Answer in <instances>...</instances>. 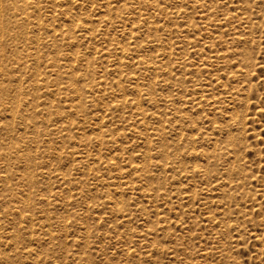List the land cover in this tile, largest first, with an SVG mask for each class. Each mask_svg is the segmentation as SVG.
I'll return each mask as SVG.
<instances>
[{
  "label": "rangeland",
  "instance_id": "rangeland-1",
  "mask_svg": "<svg viewBox=\"0 0 264 264\" xmlns=\"http://www.w3.org/2000/svg\"><path fill=\"white\" fill-rule=\"evenodd\" d=\"M16 1L20 4V0ZM47 1L42 4V11L45 9L43 11L45 15L40 20L42 27L36 36L29 34V39H32L31 41L37 39L40 43L50 42L52 28L54 27L58 32L61 28L60 32L65 30V36L58 42L59 44L57 43V51L54 47H50L49 51L46 49L41 54L37 65L24 67L20 55L29 52L30 48L36 43H26L24 45L18 40L26 31V27L17 23L9 24L16 39L3 42L0 47L2 53L0 56V69L5 72L0 70L2 75L0 76V85L2 86L1 83L4 82L0 88V97L2 95L0 111L3 106L4 109L13 108L16 110L17 108L18 112L21 108V111L25 114L24 116L20 112L22 113L20 114L22 115V118H20L22 121L20 119L19 121H13L9 114L0 115V136L2 137V140L0 139V222L3 219L0 223L2 227L0 229V256H7L11 261L10 263L8 260L10 264H264L263 0L262 2L261 0H241V2L238 0H139V4L129 5L125 8L122 6L124 2L133 4L132 2L135 0H109L111 5L106 10L103 7V0H98L96 5L90 3L76 5V0L73 5L70 3L71 0ZM246 7L248 10H246ZM53 8L57 10L55 12L56 21H52L47 16ZM249 8H251L250 11ZM238 13H244L245 16L252 15L248 22L240 23L234 17ZM91 18L93 22H96L94 26L97 28V31H91L92 33L86 31L89 27L87 23ZM205 18L213 20H210L212 23ZM131 20L136 22L135 28L137 26L133 36L128 34L129 29L125 24ZM232 20L234 23H232ZM147 22H155L159 27V31L155 32L152 25L147 24ZM213 23H217L216 28L213 27ZM247 23L248 25H246ZM239 24L240 26H238ZM33 26L31 23L30 27ZM71 27L72 34L69 31ZM232 28L237 29L238 32L241 28V34ZM228 29L230 32H228ZM73 32H76L75 36L77 38L75 40L71 38L72 35L74 36ZM30 40L29 42H31ZM242 40H244V43L240 42ZM125 45L133 49V54L124 56V58L123 56L120 57L121 54L117 49ZM170 45L172 48H170ZM215 51H217V54ZM75 53L78 55V61L67 63L68 68L65 67L64 62H61V65L64 66L60 72L70 71V65L77 66L79 73L72 76L81 80L76 84L85 96L88 88L86 86H95L97 89L95 94L93 96L87 94L88 97L83 102L74 101L76 93H74V88L69 80L55 77L51 71L53 69V57L57 54L73 55ZM91 53L93 56L90 55ZM169 54L170 57L167 58ZM214 54L217 56L216 58ZM223 54H227V59ZM244 54H248L247 59H245L246 55ZM84 55H90V57H84ZM108 55L111 58L110 56L108 58ZM208 55L213 56V58H209ZM251 55L253 60H251ZM139 56L150 59L149 66L136 65ZM163 56H166V58ZM209 59L211 61L215 60V62L211 63L210 61L208 63ZM245 60L249 62L246 63ZM121 61L130 64V67L120 69L122 70L120 73L116 64ZM250 61H253L254 66L250 65ZM215 63H218V65H215ZM242 65H250L249 67L246 66L250 68L251 72H249L248 79L244 78L245 75L242 74L247 68L240 70L241 67L245 68ZM153 67H156L157 70H154ZM103 68L106 69L107 73ZM205 68L206 70L209 68V72L205 71ZM130 69H134V71H130ZM252 69L254 70L251 71ZM115 70L118 75L120 74L119 76H117ZM236 70L242 75L235 73ZM128 71L130 74H128ZM39 72L42 75L38 76ZM104 74L106 77L102 78ZM136 75L140 78L139 83L141 86L143 85L142 88L149 89L151 87L150 97L153 100H150V97L147 98L148 96L139 98L134 93L133 86L136 82L134 79ZM233 75L238 78L233 79ZM102 82L105 84H102ZM34 83H38L37 87ZM102 85H105L104 89L106 90L103 89ZM99 88L101 89L99 90ZM58 89L62 90L57 95L54 91ZM45 93H47V96ZM8 95L11 96V100L13 98L17 100H15L17 102L15 103L16 106L11 105L12 102ZM35 95H38V97ZM135 98H139V103H142L141 110L136 108ZM126 99L134 103L132 107H124ZM20 100L23 102L20 103ZM51 101L52 104H50ZM9 103L10 106L7 105ZM105 104L107 109L103 107ZM30 106H35V109L31 110L32 107ZM142 110L146 114V119L141 123L137 118L139 117L138 112L141 113ZM45 111H47L46 114H44ZM153 113H157V116H159L152 117ZM30 115L34 117L35 121L30 118ZM155 120L158 122L155 123ZM27 121L31 128L23 130L25 128L24 122L27 123ZM42 121L47 123L44 124ZM15 122L17 123L15 124ZM77 123H79V127ZM34 125L38 127H35V129L39 130L34 131ZM105 125H107V129ZM64 126L65 129L62 130L61 127L64 128ZM42 130L44 131L42 132ZM25 131L29 134H25ZM45 131H48V133ZM50 131L52 133L55 131V133L51 134ZM35 133L37 137H34L36 136ZM98 134L99 136H97ZM24 135L27 137V139L25 137L26 142L29 141L27 145L23 143L25 141L23 140ZM15 143L18 150L13 149ZM155 144L160 145V149ZM36 145L39 146L38 149L33 147ZM161 150L164 156L160 153ZM190 150L193 152H190ZM199 151L201 152L199 153ZM81 156L89 160H83ZM55 157L57 158L55 159ZM76 157L80 164L84 161L86 164H81V167L74 160ZM140 164H143L144 167ZM160 165H164L166 170ZM63 171L69 172L68 175L63 174L65 173ZM104 173L107 174L106 177L103 175ZM69 174L71 175L70 178ZM29 175L30 178H28ZM100 175L104 176L103 181L100 180ZM1 176L4 178L7 176L8 178L5 181ZM22 176L23 178H21ZM63 176H65L64 180ZM148 177L152 178V182H148L150 179ZM66 179L69 184L64 183ZM145 180L147 183H145ZM98 181L99 183H97ZM28 182H30V185H28ZM111 183H114V186ZM159 183L160 186H158ZM2 184L8 186L7 190ZM152 184L153 188H151ZM163 184L166 188L163 187ZM24 188L29 190L27 194L20 192ZM204 188L207 189L204 190ZM153 189L157 190V194ZM210 189H212V192ZM143 191L146 193H143ZM166 193L171 197L170 199H168ZM39 194L43 195L40 197ZM48 194L51 195L48 196ZM44 195L53 200L57 199L55 202L58 206L54 203L55 205L48 207L45 203V208L42 205L44 204L42 201L45 198ZM27 196L34 201V207L27 209L31 210L30 212L33 215L41 216L38 218L35 215L34 218L37 217V220L31 223L22 222L19 219V210L16 208L21 206L20 200L22 201ZM157 196L158 198H155ZM38 199L41 200L42 204ZM37 203L40 205H37ZM152 206L153 208H151ZM43 208L47 210L49 208V210L44 209V211ZM27 209V212L24 213L31 214L28 213L29 210ZM213 218L217 219L213 221ZM61 219L62 221H60ZM42 222L43 224H41ZM48 223L51 224V230H53L51 233L53 232L52 234L56 237L52 242L48 241L49 237L47 236L49 235L46 233L47 228L44 227ZM224 223H226V227ZM11 226L17 230L12 231ZM19 229L22 231L19 234L20 236L17 234V239L20 238L21 240L18 241L15 237L13 240L8 239L7 235L11 236L13 232ZM24 229L30 232L28 233L29 237ZM35 234L36 238H34ZM145 234H147V237ZM26 236L29 241L26 240ZM83 236L84 238L81 239ZM16 242L19 243L17 248L19 255L14 244ZM29 250H34L36 253L38 251L39 256L37 253V256L28 257L26 254ZM14 252L17 254H14ZM128 253L130 256H128ZM2 262L0 264H3Z\"/></svg>",
  "mask_w": 264,
  "mask_h": 264
},
{
  "label": "bare ground",
  "instance_id": "bare-ground-1",
  "mask_svg": "<svg viewBox=\"0 0 264 264\" xmlns=\"http://www.w3.org/2000/svg\"><path fill=\"white\" fill-rule=\"evenodd\" d=\"M67 1H69V0H67ZM97 1L98 0H76V2H75V0H71L70 1V3L73 5V4H75L76 3V5H78L79 3H90L91 5H96L97 4ZM102 1V0H101ZM118 1V0H117ZM117 1H116V3H117ZM225 1V0H224ZM238 1H240L241 2V0H238ZM20 2V4L19 3H17V1L16 0H0V47H1V44L3 43V42H7V41H14V39H16V38H14V36H13V34H12V30L10 29V27H9V24H11V23H17V24H20V25H22L23 27L25 26L26 28V31L24 32V34L21 36V38H18V40L21 42V43H23L24 45L26 44V43H36V45H34L33 47H31L30 48V51L29 52H27V53H24V54H21L20 55V60L22 61V65L24 66V67H32V65H37L39 62H38V59L40 58V56H41V54H43L44 52H45V50L47 49H49L50 47H54V49H55V51H57L56 50V45H57V43L60 41V40H62L63 38H64V36H65V30L64 31H61L60 32V29H59V32H58V30L57 29H55L54 27L52 28V35H51V40H50V42H44V43H40L39 42V40H35V41H31L29 38V34L31 35H34V36H36V34H37V32H39L40 31V29H41V23H40V20L43 18V16L45 15V13L42 11V4H45L46 2H48L47 0H20L19 1ZM113 2H115V1H113ZM122 2V1H121ZM156 2V1H155ZM261 2H262V0H261ZM263 2H264V0H263ZM125 3V2H124ZM122 4V6L125 8V7H127V6H129V5H135V4H139L140 2H139V0H135L134 2H132L133 4H127V3H125V4ZM145 3V2H144ZM235 3V2H234ZM260 3V2H259ZM103 4H104V8H105V10L107 9V7H108V9H109V6L111 5V2L108 0H103ZM180 4V3H179ZM202 4V3H201ZM231 4H232V2H231ZM71 5V6H72ZM54 7H58L57 5H53ZM87 6H89V5H87ZM212 6V5H211ZM47 7V6H46ZM61 7V6H60ZM237 7V6H236ZM75 8V7H74ZM86 8V7H85ZM47 9V8H46ZM49 9V8H48ZM51 9V8H50ZM123 9V8H122ZM250 9L251 8H249V11H250ZM66 10V9H65ZM86 10V9H85ZM90 10V9H89ZM102 10V9H101ZM118 10V9H117ZM138 10V9H137ZM235 10V9H234ZM246 10H248V8L246 7ZM57 10L55 9V8H53L52 9V11H49V13L47 14V16H49L50 18H51V20L52 21H56V19H57V17H56V14H55V12H56ZM99 11V10H98ZM149 11V10H148ZM67 12V11H66ZM104 12V11H103ZM206 12V11H205ZM68 13V12H67ZM132 13V12H131ZM164 13V12H163ZM74 14V13H73ZM99 14H100V12H99ZM98 14V15H99ZM171 14H173V13H171ZM207 14V13H206ZM248 14V13H247ZM246 14V15H247ZM122 15V14H121ZM210 15H212V14H210ZM209 15V16H210ZM225 15V14H224ZM235 15V14H234ZM250 16L252 15V14H249ZM88 16V15H87ZM92 16V15H91ZM133 16V15H132ZM141 16V15H140ZM250 16H245V14L244 13H238V14H236V16H234L235 18H237V21L238 22H240V23H243V22H248L249 21V19H250ZM62 17V16H61ZM101 17V16H100ZM206 17V16H205ZM211 17V16H210ZM49 18V19H50ZM90 18V17H89ZM101 18H104L103 16L101 17ZM127 18V17H126ZM140 18V17H139ZM257 18V17H256ZM60 19V18H59ZM64 19V18H63ZM124 19V18H123ZM137 19V18H136ZM207 21L209 20V19H207V18H205ZM220 19V18H219ZM254 20H255V18H253ZM68 20V19H67ZM83 20V19H82ZM112 20V19H111ZM138 20V19H137ZM151 20V19H150ZM211 20V19H210ZM209 20V21H210ZM216 20V19H215ZM220 20H222V19H220ZM220 20H217V21H220ZM77 21H78V19H77ZM211 21H213V20H211ZM210 21V23H212ZM224 21H225V18H224ZM236 21V22H237ZM151 22V21H150ZM150 22H147V24H149ZM190 22V21H189ZM223 22V21H222ZM31 23H32V25H34L33 27H30L31 26ZM44 23V22H43ZM58 23V22H57ZM65 23V22H64ZM71 23V22H70ZM74 23V22H73ZM76 23V22H75ZM94 23H96V22H93V20H92V18L90 19V21H88V23L87 24H89V27H87V30L86 31H92V32H95V31H97V28L94 26ZM209 23V24H210ZM227 23V22H226ZM225 23V24H226ZM230 23V22H229ZM232 23H234V21L232 20ZM250 23V22H249ZM83 24V23H82ZM126 24V26H128V29H129V33L128 34H130V36H133V34H134V32H135V29L137 28V26H136V28H135V25H136V22L133 20H131L129 23L127 22V23H125ZM145 24V23H144ZM151 25H152V29H154L155 30V32H158L159 31V27H158V25H156V23L154 22V23H150ZM214 24V23H213ZM212 24V25H213ZM217 23H215L214 24V26L213 27H215V25H216ZM53 25V24H52ZM65 25V24H64ZM74 25H76V24H74ZM74 25H73V27H74ZM96 25V24H95ZM97 25H99V24H97ZM138 25V24H137ZM211 25V24H210ZM232 25V24H231ZM244 25V24H243ZM246 25H248V23L246 24ZM45 26V25H44ZM58 26V25H57ZM66 26V25H65ZM190 26V25H189ZM218 26V25H217ZM225 26V25H224ZM238 26H240V24L238 25ZM250 26V25H249ZM248 26V27H249ZM122 27V26H121ZM120 27V28H121ZM222 27H223V24H222ZM231 27V26H230ZM229 27V28H230ZM233 27H235V25H233ZM49 28V27H48ZM127 28V27H126ZM216 28V27H215ZM224 28V27H223ZM237 28H239V27H237ZM245 28H247V27H245ZM249 28H251V27H249ZM248 28V29H249ZM220 29V28H219ZM233 29V28H232ZM247 29V30H248ZM146 30V29H145ZM209 30V29H208ZM229 30V29H228ZM227 30V31H228ZM233 30H235V29H233ZM237 30V29H236ZM235 30V31H236ZM240 30H241V28H240ZM240 30H239V32H238V30H237V33H240L241 34V32H240ZM245 30V29H244ZM69 31H71V34H72V27H71V29H69ZM74 31V30H73ZM79 31V30H78ZM151 31V30H150ZM162 31V30H161ZM180 31V30H179ZM232 31V30H231ZM91 32V33H92ZM147 32V31H146ZM228 32H230V30L228 31ZM233 32V31H232ZM75 33L76 32H73V34H74V36L72 35V39H76L77 37L75 36ZM85 33V32H84ZM145 33V32H144ZM166 33V32H165ZM173 33V32H172ZM187 34V33H186ZM229 34H231V33H229ZM228 34V35H229ZM234 34V33H233ZM143 35V34H142ZM155 35H156V33H155ZM158 35H159V33H158ZM171 35V34H170ZM235 35V34H234ZM234 35H233V37H234ZM33 36V37H34ZM83 36V35H82ZM94 36V35H93ZM98 36V35H97ZM147 36V35H146ZM230 36V35H229ZM242 37H243V35H241ZM127 37V36H126ZM142 37V36H141ZM140 37V38H141ZM159 37V36H158ZM178 37V36H177ZM191 37V36H190ZM232 37V38H233ZM32 38V37H31ZM69 38V37H68ZM88 38V37H87ZM108 38V37H107ZM231 38V39H232ZM238 38V37H237ZM244 38V37H243ZM250 38V37H249ZM82 39V38H81ZM174 39V38H173ZM29 40L31 41V42H29ZM114 40V39H113ZM127 40V39H126ZM237 41L239 40V39H236ZM246 40H248V39H246ZM245 40V41H246ZM68 41V40H67ZM107 41V40H106ZM116 41H117V39H116ZM182 41V40H181ZM234 41V40H233ZM244 40H242V41H240V42H243ZM100 42V41H99ZM115 42V41H114ZM129 42V41H128ZM127 42V43H128ZM165 42H167L166 40H165ZM184 42V41H183ZM214 42V41H213ZM73 43H75V42H73ZM153 43V42H152ZM162 43V42H161ZM176 43V42H175ZM174 43V44H175ZM192 43V42H191ZM190 43V44H191ZM244 43V42H243ZM59 44V43H58ZM65 44V43H64ZM106 44V43H105ZM121 44V43H120ZM171 44H172V42H171ZM236 44V43H235ZM100 45V44H99ZM118 45V44H117ZM142 45V44H141ZM145 45V44H144ZM176 45V44H175ZM214 45V44H213ZM71 46H72V44H71ZM109 46V45H108ZM111 46V45H110ZM171 46V45H170ZM185 46V45H184ZM187 46V45H186ZM106 47V46H105ZM115 47H117V46H115ZM157 47V46H156ZM159 47H161V46H159ZM189 47V46H188ZM214 47H216V46H214ZM163 48V47H162ZM170 48H172V46L170 47ZM84 49V48H83ZM103 49V48H102ZM153 49V48H152ZM191 49V48H190ZM78 49L76 48V51H77ZM118 52H119V54H121L120 55V57L121 56H128V55H131V54H133V49H131L129 46H120L118 49ZM169 50V49H168ZM216 50V49H215ZM49 51V50H48ZM54 51V52H55ZM172 51V50H171ZM177 51V50H176ZM175 51V52H176ZM183 51V50H182ZM197 51V50H196ZM213 51V50H212ZM219 51V50H218ZM53 52V51H52ZM73 52V51H72ZM78 52V51H77ZM179 52V51H178ZM199 52V51H198ZM217 51H215V53H216ZM49 53H51V52H49ZM90 53V52H89ZM106 53V52H105ZM212 53H214V52H212ZM1 50H0V56H1ZM47 54V53H46ZM52 54V53H51ZM81 54V53H80ZM88 54V53H87ZM114 54V53H113ZM152 54V53H151ZM217 54V53H216ZM50 55V54H49ZM91 56H93L92 55V53L90 54ZM90 55H88V56H85L84 55V57H90ZM97 55V54H96ZM223 55H225V57L227 56V54H223ZM244 55H246V54H244ZM248 55V54H247ZM247 55L245 56V59H247ZM100 56V55H99ZM103 56V55H102ZM109 56L110 55H108V58H109ZM209 56V55H208ZM207 56V57H208ZM211 56V55H210ZM209 56V58H213V56H211L210 57ZM250 56V55H249ZM83 57V56H82ZM104 57V56H103ZM102 57V58H103ZM115 57H117V56H115ZM124 57V58H125ZM164 57V56H163ZM170 57V54L168 55V57L167 58H169ZM214 57L216 58L217 56H215V54H214ZM223 57V56H222ZM2 58V57H1ZM95 58V57H94ZM98 58V57H97ZM101 58V59H102ZM110 58H111V56H110ZM133 58V57H132ZM164 58H166V56L164 57ZM224 58V57H223ZM251 58H252V55H251ZM250 58V59H251ZM18 59V58H17ZM87 59V58H86ZM89 59H91V58H89ZM92 59H93V57H92ZM92 59H91V61H92ZM208 59V58H207ZM226 59H227V57H226ZM249 59V60H250ZM8 60V59H7ZM88 60V59H87ZM113 60V59H112ZM121 60V59H120ZM126 60H127V58H126ZM126 60H123V61H126ZM165 60V59H164ZM183 60V59H182ZM251 60H253V58L251 59ZM78 61V55H76V53L75 54H71V55H66V54H64V55H59V54H57L55 57H53L52 58V63H53V69L51 70L52 71V74L55 76V77H62L63 79H66V80H69L70 82H71V85L73 86V88H74V93H76V98L74 97V101H79V102H83V101H85L84 99L86 98V97H88L87 96V94H91L92 96L95 94V92L97 91V89L95 88V86H91V85H87L86 87H90L89 89L87 88V90H86V96L84 95V92L83 91H81V89H79L78 87H77V82H81V80H79V78L78 77H76V78H74L73 76L74 75H76L77 73H79V69H77L76 67L77 66H74V65H70L69 67H70V71H64L63 73H61L60 72V70L63 68V66L61 65V62H64L65 63V67H67V63H71V62H77ZM83 61V60H82ZM82 61H81V63H82ZM103 61V60H102ZM105 61V60H104ZM123 61H121L120 63H118V64H116L117 65V67H118V71L121 73V71L122 70H120V69H123L124 67H130V64H127L126 62H123ZM128 61V60H127ZM151 60L150 59H148V58H146V57H143V56H139L138 57V60L136 61V65H146V66H149L148 64H149V62H150ZM210 59H209V61H207L208 63H210ZM223 61V60H222ZM228 61V60H227ZM240 61H242V60H240ZM248 61V60H247ZM247 61L245 60V62L247 63ZM6 62V61H5ZM46 62V61H45ZM90 62V61H89ZM97 62V61H96ZM134 62V61H133ZM171 62V61H170ZM202 62V61H201ZM204 62V61H203ZM202 62V63H203ZM212 62H215V60H212L211 61V63ZM219 63H220V61H218ZM244 62V63H245ZM249 62V61H248ZM252 62L253 61H250V65L252 64ZM16 63V62H15ZM43 63V62H42ZM86 64H87V61L85 62ZM102 63V62H101ZM106 63H108V62H106ZM111 63V62H110ZM109 63V64H110ZM115 63V62H114ZM224 63V62H223ZM244 63H241V64H244ZM245 63V64H246ZM1 64V63H0ZM67 64V65H66ZM74 64V63H73ZM86 64H85V66H86ZM93 64V63H92ZM100 64V63H99ZM103 64H105V63H103ZM170 64V63H169ZM193 64H195V63H193ZM218 65V63H215V65ZM239 64H240V62H239ZM238 64V65H239ZM21 65V64H20ZM81 65V64H80ZM106 65V64H105ZM105 65H103L104 67H105ZM135 65V64H134ZM188 65V64H187ZM207 65V64H206ZM227 65V64H226ZM249 65V66H250ZM90 66V65H89ZM100 66H102V64H100ZM107 66V65H106ZM205 66V65H204ZM209 66H211V65H209ZM208 66V67H209ZM240 66V65H239ZM238 66V67H239ZM243 67L245 66V68H242L241 67V69L240 70H242V69H246L247 67H249V66H247V65H242ZM247 66V67H246ZM252 66H254L253 64H252ZM83 67H84V65H83ZM114 67H115V65H114ZM167 67V66H166ZM169 67V66H168ZM179 67V66H178ZM189 67V66H188ZM190 67H191V65H190ZM207 67V66H206ZM216 67V66H215ZM2 68H3V66H2ZM68 68V67H67ZM111 68V67H110ZM170 68V67H169ZM212 68H213V66H212ZM19 69V68H18ZM30 69V68H29ZM85 69H86V67H85ZM105 68H103V70H104ZM112 69V68H111ZM128 69V68H127ZM153 69L154 70H157V68L156 67H153ZM152 69V70H153ZM200 69H202V68H200ZM209 68H207V70H206V68H205V71H208L209 72V70H208ZM248 70L250 69V68H247ZM246 69V70H247ZM1 71L3 70V69H0ZM6 70V69H5ZM134 71V69H130V71ZM161 70V69H160ZM169 71H170V69H168ZM175 70V69H174ZM214 70V69H213ZM239 70V69H238ZM239 70V71H240ZM244 71V72H242V74L243 75H245V77L244 78H247L248 77V75H250V70L248 71ZM254 69H252L251 71H253ZM15 71V70H14ZM19 71V70H18ZM40 71V70H39ZM83 71V70H82ZM110 71H112V70H110ZM126 71V70H125ZM168 71V72H169ZM3 72H4V70H3ZM2 72V73H3ZM7 72V71H6ZM20 72V71H19ZM85 72V71H84ZM90 72H91V70H90ZM93 72V71H92ZM103 72V71H102ZM105 72H106V69H105ZM129 72V71H128ZM171 72V71H170ZM201 72V71H200ZM235 72V71H234ZM241 72V71H240ZM250 72V73H249ZM1 73V72H0ZM5 73V72H4ZM20 73H22V72H20ZM33 73H35L34 71H33ZM45 73V72H44ZM94 73V72H93ZM107 73V72H106ZM114 73V72H113ZM115 73L117 74V76H119L118 75V73L116 72V70H115ZM114 73V74H115ZM127 73V72H126ZM132 73V72H131ZM235 73H238V71L236 70V72ZM253 73V72H252ZM91 74V73H90ZM128 74H130V72L128 73ZM210 74V73H209ZM239 74V73H238ZM241 73L239 74V75H242ZM5 75V74H4ZM7 75V74H6ZM5 75V76H6ZM10 75H12L11 73H10ZM39 75H42L40 72H39V74H38V76ZM45 75V74H44ZM73 75V76H72ZM127 75V74H126ZM172 75V74H171ZM176 75V74H175ZM174 75V76H175ZM237 75V74H236ZM0 76H2L1 74H0ZM32 76V75H31ZM129 76V75H128ZM252 76V75H251ZM251 76H249V77H251ZM8 78H9V76H7ZM27 77V76H26ZM35 77V76H34ZM33 77V78H34ZM36 77H37V75H36ZM87 77V76H86ZM101 77V76H100ZM104 77H106V75L104 74V76L102 77V78H104ZM125 77V76H124ZM149 77V76H148ZM152 77V76H151ZM229 77V76H228ZM235 77H237V76H234L233 75V79L235 78ZM242 77V76H241ZM14 78V77H13ZM29 78V77H28ZM127 78V77H126ZM132 78V77H131ZM170 78V77H169ZM238 78V77H237ZM18 79V78H17ZM106 79V78H105ZM127 79H129V78H127ZM126 79V80H127ZM135 79V85L133 86V90H134V93H136L137 94V96H139V98L141 97H143V96H148L147 98H149L151 95V91H150V89H151V87L149 88V89H146V88H142V86H141V84L139 83V77H137V75H136V77L134 78ZM230 79V78H229ZM248 79V78H247ZM0 80H1V77H0ZM22 80V79H21ZM28 80V79H27ZM38 80V79H37ZM131 80V79H130ZM33 81H34V79H33ZM32 81V82H33ZM47 81V80H46ZM106 81V80H105ZM120 82H121V80H119ZM134 81V80H133ZM133 81H129V82H133ZM151 81V80H150ZM17 82V81H16ZM21 82V81H20ZM34 82H36V80L34 81ZM89 82V81H88ZM118 82V81H117ZM152 82V81H151ZM154 82V81H153ZM22 83V82H21ZM20 83V84H21ZM90 83V82H89ZM104 82H102V84H103ZM122 83V82H121ZM144 83V82H143ZM222 83V82H221ZM220 83V84H221ZM2 84V86H3V84H4V82H2L1 83ZM19 84V85H20ZM23 84V83H22ZM35 85H36V87H37V85H38V83H34ZM105 84V83H104ZM148 84V83H147ZM173 84V83H172ZM18 85V86H19ZM99 85H100V83H99ZM150 85V84H149ZM161 85V84H160ZM169 85V84H168ZM211 85H212V82H211ZM222 85H224V84H222ZM1 85H0V88L2 87ZM22 86V85H21ZM29 86V85H28ZM27 86V87H28ZM79 86V85H78ZM104 86L105 85H102V87H103V89H104ZM146 86V85H145ZM144 86V87H145ZM166 86V85H165ZM170 86V85H169ZM197 86V85H196ZM203 86H204V84H203ZM41 87V86H40ZM130 87V86H129ZM163 87V86H162ZM218 87H219V85H218ZM4 88H5V86H4ZM3 88V89H4ZM30 88V87H29ZM215 88V87H214ZM220 88V87H219ZM15 89V88H14ZM31 89V88H30ZM101 88H99V90H100ZM216 89V88H215ZM25 90V89H24ZM23 90V91H24ZM41 90V89H40ZM62 90V89H61ZM61 90L60 89H58V90H56V91H54V93L55 94H60L61 93ZM104 90H106V89H104ZM122 90V89H121ZM120 90V91H121ZM130 90V89H129ZM128 90V91H129ZM158 90V89H157ZM161 90V89H160ZM206 90V89H205ZM27 91V90H26ZM126 91V90H125ZM42 92V91H41ZM47 92V91H46ZM122 92V91H121ZM130 92V91H129ZM132 92V91H131ZM172 92V91H171ZM192 92V91H191ZM207 92V91H206ZM215 92V91H214ZM217 92V91H216ZM1 93H3V91H1ZM71 93V92H70ZM101 93V92H100ZM126 93H127V91H126ZM226 93V92H225ZM230 93H231V91H230ZM16 95H17V92L15 93ZM27 95H28V93H26ZM213 94V93H212ZM211 94V95H212ZM217 94V93H216ZM15 95V96H16ZM21 95V94H20ZM20 95H18V96H20ZM45 95L47 96V93H45ZM7 96V95H6ZM9 96L10 95H8V98H9ZM14 96V97H15ZM22 96H23V93H22ZM35 96H37L38 97V95H35ZM43 96V95H42ZM99 96V95H98ZM103 96V95H102ZM106 96V95H105ZM104 96V97H105ZM136 96V95H135ZM13 97V96H12ZM45 97V96H44ZM55 97V96H54ZM134 97V96H133ZM169 97V96H168ZM209 97V96H208ZM16 98V97H15ZM23 98V97H22ZM33 98V97H32ZM35 98V97H34ZM41 98H43V97H41ZM68 98V97H67ZM98 98V97H97ZM139 98H135V100H136V104H135V106H136V108L137 109H139V110H141L142 108H141V104L142 103H139ZM171 98V97H170ZM2 99V95H1V97H0V100ZM6 99V98H5ZM12 98H11V96H10V100H11ZM26 99V98H25ZM94 99H95V97H94ZM150 100H153V98H149ZM180 99V98H179ZM222 99V98H221ZM226 99H227V97H226ZM233 99V98H232ZM14 100V101H13ZM13 100H11V105H15L16 106V104L15 103H17V102H15V100L16 99H14L13 98ZM19 100V99H18ZM24 100V99H23ZM34 100H36V99H34ZM173 100V99H172ZM208 100V99H207ZM17 101V100H16ZM22 100H20V103H22L21 102ZM38 101H39V99H38ZM38 101L36 102L37 104H38ZM92 101V100H91ZM220 101V100H219ZM219 101H217V102H219ZM101 102V101H100ZM172 102V101H171ZM10 103L9 104H7V105H9L10 106ZM25 103V102H24ZM86 103V102H85ZM90 103V102H89ZM88 103V104H89ZM210 103V102H209ZM216 103V102H215ZM44 104V103H43ZM42 104V105H43ZM50 104H52V101L50 102ZM133 102H131V101H129V100H125L124 101V107L125 106H129V107H132L133 106ZM197 104V103H196ZM211 104V103H210ZM26 106H27V104H25ZM156 105V104H155ZM15 106H11V107H15ZM41 106V105H40ZM49 106V105H48ZM82 106V105H81ZM143 106V105H142ZM194 106H196V105H194ZM22 107V106H21ZM28 107H29V105H28ZM27 107V108H28ZM30 107H32V108H30L31 110L35 107V106H30ZM47 107V106H46ZM103 107H107V105L105 104V106H103ZM116 107H117V105H116ZM151 107V106H150ZM162 107V106H161ZM9 108V107H8ZM52 108V107H51ZM67 108H68V106H67ZM35 109V108H34ZM107 109V108H106ZM105 109V110H106ZM124 109V108H123ZM133 109V108H132ZM167 109H169V108H167ZM25 110V109H24ZM155 110V109H154ZM234 111V110H233ZM236 111H238L237 109H236ZM20 112H22L21 111V108H20ZM20 112H18L17 111V108H16V110H14L13 108H11V109H7V108H5L4 109V106H3V108H2V110L0 111V115H7V114H9V117L13 120V121H15V120H18L19 121V119L20 118H22L21 116L22 115H20V114H22V113H20ZM25 112H26V110H25ZM144 111L142 110V112L140 113V112H138V115H139V117L137 118L138 119V121L139 122H143L145 119H146V114H144L143 113ZM150 112V111H149ZM31 113V112H30ZM47 113V111H45V113L44 114H46ZM50 113V112H49ZM238 113V112H237ZM24 114V113H23ZM32 114V113H31ZM51 114V113H50ZM74 114V113H73ZM178 114V113H177ZM241 115H242V113H240ZM36 115H37V113H36ZM77 115V114H76ZM163 115V114H162ZM238 115V114H237ZM240 115V116H241ZM24 116H25V114H24ZM31 117V119L33 118V120H34V117H32V115H30ZM95 116V115H94ZM104 116H106V115H104ZM151 116V115H150ZM159 116V115H158ZM157 116V113H153L152 114V117H158ZM177 116V115H176ZM53 117V116H52ZM81 117H83V116H81ZM98 117V116H97ZM119 117H120V115H119ZM165 117V116H164ZM29 118V119H30ZM234 118H236V117H234ZM8 119V118H7ZM25 119V118H24ZM71 119H73V118H71ZM100 119V118H99ZM161 119H162V117H161ZM178 119V118H177ZM237 119V118H236ZM21 120V119H20ZM43 120V119H42ZM47 120V119H46ZM101 120V119H100ZM158 120V119H157ZM160 120V119H159ZM166 120V119H165ZM232 120V119H231ZM22 121V120H21ZM25 122H26V120H24ZM35 121V120H34ZM47 121H49V120H47ZM76 121H77V118H76ZM119 121V120H118ZM156 121V120H155ZM167 121V120H166ZM24 122V126H25V128H23V130L24 129H26V130H28V129H30L31 128V126L29 125V123H28V121H27V123H25ZM42 122H44V121H42ZM158 121H156L155 123H157ZM164 122V121H163ZM9 123H10V121H9ZM13 123V122H12ZM17 122H15V124H16ZM20 123V122H19ZM47 123V122H46ZM45 122H44V124H46ZM64 123V122H63ZM79 123H80V121H79ZM79 123H77V125H78V127H79ZM81 123H82V120H81ZM161 123V122H160ZM165 123V122H164ZM163 123V124H164ZM27 124V125H26ZM83 124H84V122H83ZM132 124V123H131ZM4 125H6V124H4ZM8 125V124H7ZM10 125V124H9ZM8 125V126H9ZM14 125V124H13ZM20 125V124H19ZM87 125V124H86ZM240 125H241V123H240ZM37 126H38V124H37ZM37 126H35L34 125V129H35V127H37ZM46 126V125H45ZM54 126H55V124H54ZM53 126V127H54ZM97 126V125H96ZM106 126L107 125H105V128H106ZM144 126V125H143ZM181 126V125H180ZM5 128H6V126H4ZM12 127V126H11ZM39 127V126H38ZM37 127V128H38ZM138 127V126H137ZM160 127V126H159ZM167 127V126H166ZM176 127V126H175ZM174 127V128H175ZM195 127V126H194ZM215 127V126H214ZM35 129L34 131H36V130H39V129ZM62 128V130H64L65 129V126H64V128L63 127H61ZM76 128H77V126H76ZM80 128H81V126H80ZM84 128V127H83ZM163 128V127H162ZM213 128V127H212ZM13 129V128H12ZM68 129V128H67ZM85 129V128H84ZM100 129V128H99ZM107 129V128H106ZM129 129V128H128ZM145 129V128H144ZM155 129V128H154ZM158 129V128H157ZM221 129V128H220ZM46 130V129H45ZM49 130V129H48ZM82 129H80V131H81ZM172 130V129H171ZM16 131V130H15ZM30 131H32V130H30ZM44 130H42V132H43ZM57 132H58V130H56ZM83 131V130H82ZM99 131V130H98ZM97 131V132H98ZM131 131V130H130ZM8 132V131H7ZM9 132H10V130H9ZM24 132V131H23ZM46 132V131H45ZM51 132V134H54L55 133V131L52 133V131H50ZM84 132V131H83ZM132 132V131H131ZM144 132H145V130H144ZM22 133V132H21ZM20 133V134H21ZM26 133H28V132H26L25 131V134ZM32 133V132H31ZM46 133H48V131L46 132ZM17 134V133H16ZM23 134V133H22ZM29 134V133H28ZM33 134V133H32ZM50 134V135H51ZM56 134H58V133H56ZM61 134H62V132H61ZM158 134V133H157ZM35 135L36 136H34V137H37V134L35 133ZM46 135V134H45ZM48 135V134H47ZM80 135V134H79ZM86 135V134H85ZM187 135V134H186ZM185 135V136H186ZM16 137H17V135H15ZM27 136H31V135H27ZM65 136H66V134H65ZM97 136H99V134L97 135ZM147 135L145 134V137H146ZM158 136H159V134H158ZM161 136V135H160ZM181 136V135H180ZM185 136H183V137H185ZM195 136V135H194ZM193 136V137H194ZM25 137H26V135H24V137H23V140H25ZM39 137V136H38ZM40 137H41V135H40ZM86 137V136H85ZM104 137V136H103ZM11 138V137H10ZM19 138V137H18ZM17 138V139H18ZM69 138V137H68ZM89 138V137H88ZM96 138V137H95ZM97 138H99V137H97ZM136 138V137H135ZM148 138V137H147ZM199 138V137H198ZM0 139L2 140V137L0 136ZM26 139H27V137H26ZM30 139V138H29ZM35 139V138H34ZM38 139V138H37ZM140 139V138H139ZM142 139V138H141ZM156 139V138H155ZM158 139V138H157ZM232 139V138H231ZM36 140V139H35ZM34 140V141H35ZM138 140V139H137ZM188 140H190V139H188ZM199 140V139H198ZM214 140V139H213ZM217 140V139H216ZM28 141V140H27ZM31 141V140H30ZM41 141V140H40ZM93 141V140H92ZM231 141V140H230ZM240 141V140H239ZM10 142V141H9ZM33 142V141H32ZM43 142V141H42ZM139 142V141H138ZM147 142V141H146ZM18 143V142H17ZM23 143L25 144V145H27L28 143H29V141L28 142H26V140L25 141H23ZM74 143V142H73ZM148 143V142H147ZM154 143V142H153ZM160 143V145H162V143L161 142H159ZM191 143H192V141H191ZM195 143V142H194ZM217 143V142H216ZM230 143V142H229ZM241 143V142H240ZM20 144V143H19ZM76 144H77V142H76ZM5 145V144H4ZM10 145H12V144H10ZM9 145V146H10ZM32 145V144H31ZM42 145V144H41ZM155 145H157V144H155ZM160 145H157L158 146V148L160 147ZM230 145H233V144H230ZM6 146V145H5ZM4 146V147H5ZM17 146V144L15 143V144H13V149L15 148V149H17L18 150V146ZM7 147V146H6ZM23 147V146H22ZM29 147V146H28ZM28 147H27V149H28ZM33 147H35L36 149H38L39 148V146L37 147V145L36 146H33ZM43 147V146H42ZM45 147V146H44ZM152 147V146H151ZM163 147H165L164 145H163ZM162 146H161V148H163ZM192 147H193V145H192ZM195 147V146H194ZM54 148H56V147H54ZM140 148H141V145H140ZM143 148V147H142ZM233 148V147H232ZM2 149V148H1ZM153 149V148H152ZM160 149V148H159ZM158 149V150H159ZM163 149H165V148H163ZM234 149V148H233ZM59 151H60V149H58ZM141 151H142V149H140ZM147 150H148V148H147ZM212 150H213V148H212ZM211 150V152H213ZM47 151H48V148H47ZM98 151V150H97ZM4 152V151H3ZM36 152V151H35ZM39 152V151H38ZM44 152H46V151H44ZM57 152V151H56ZM66 152V151H65ZM72 152V151H71ZM76 152V151H75ZM80 152H81V150H80ZM95 152V151H94ZM149 152V151H148ZM190 152H193V151H191L190 150ZM201 151H199V153H200ZM5 153V152H4ZM27 153V152H26ZM40 153V152H39ZM70 153V152H69ZM73 153V152H72ZM77 153V152H76ZM92 153H93V151H92ZM158 153V152H157ZM161 154H163V156H164V153L162 152V150H161V152H160ZM166 154H167V152H165ZM41 154H43V153H41ZM79 154V153H78ZM83 154V153H82ZM84 154H86V153H84ZM97 154V153H96ZM193 154V153H192ZM202 154V153H201ZM200 154V155H201ZM229 154V153H228ZM60 155H61V152H60ZM71 155V154H70ZM75 155H77V154H75ZM87 155V154H86ZM100 155V154H99ZM147 155H148V153H147ZM168 155V154H167ZM2 156H3V154H2ZM24 156H25V154H24ZM106 156V155H105ZM149 156V155H148ZM162 156V155H161ZM161 156H159V157H161ZM162 156V157H163ZM202 156V155H201ZM205 156V155H204ZM3 157H5V155L3 156ZM51 157H53V156H51ZM62 157V156H61ZM73 157V156H72ZM82 157V156H81ZM87 157H88V155H87ZM137 157H140V156H137ZM162 157H161V159H162ZM13 158V157H12ZM15 158V157H14ZM26 158V157H25ZM35 158V157H34ZM57 157H55V159H56ZM58 158H59V155H58ZM83 158V160H86L87 158L86 157H82ZM85 158V159H84ZM102 158V157H101ZM101 158H100V160H101ZM107 158V157H106ZM166 158V157H165ZM3 159H5V158H3ZM2 159V160H3ZM24 159V158H23ZM77 159V157L74 159V160H76ZM140 159V158H139ZM144 159H145V157H144ZM154 159H155V157H154ZM164 159V158H163ZM8 160H9V158H8ZM22 160V159H21ZM34 160V159H33ZM87 160H89V159H87ZM150 160V159H149ZM5 161H6V159H5ZM27 161V160H26ZM97 161V160H96ZM147 161H148V159H147ZM11 162V161H10ZM75 162V161H74ZM76 162H78V160H76ZM85 162V161H84ZM81 163V164H86V163ZM160 162V161H159ZM162 162H163V160H162ZM46 163H47V161H46ZM79 163V162H78ZM78 163H77V165H78ZM88 163V162H87ZM138 163V162H137ZM144 163V162H143ZM149 163V162H148ZM163 163H165V162H163ZM5 164H6V162H5ZM80 164V163H79ZM80 164V166L82 167V165ZM145 164V163H144ZM157 164V163H156ZM45 165V164H44ZM137 165V164H136ZM140 165H142L143 166V164H140ZM150 165V164H149ZM22 166V165H21ZM28 166V165H27ZM79 165H78V167H80ZM23 167V166H22ZM53 167H54V165H53ZM84 167V166H83ZM88 167V166H87ZM144 167V166H143ZM152 167H154V166H152ZM160 167H162L163 169L165 168V170H166V167H164V165H160ZM240 167V166H239ZM91 168V167H90ZM105 168V167H104ZM133 168V167H132ZM241 168V167H240ZM98 169H99V167H98ZM121 169H123V168H121ZM145 169V168H144ZM147 170H148V167L146 168ZM207 169H208V167H207ZM29 170V169H28ZM47 170V169H46ZM79 170V169H78ZM132 171H133V169H131ZM5 171V170H4ZM93 171V170H92ZM135 171H136V169H135ZM173 171V170H172ZM196 171V170H195ZM243 171V170H242ZM23 172H24V170H23ZM32 172V171H31ZM47 172H48V170H47ZM63 172H65V173H63V174H65V175H68L67 173H69V172H67L66 173V171H63ZM137 172H138V170H137ZM143 172V171H142ZM141 172V173H142ZM1 173H3V172H1ZM6 173V172H5ZM46 173V172H45ZM50 173V172H49ZM48 173V174H49ZM52 173V172H51ZM97 173H99V172H97ZM101 173V172H100ZM105 173H106V171H105ZM103 174L104 176L105 175H107V174ZM131 173H133V172H131ZM146 173V172H145ZM165 173V172H164ZM172 173V172H171ZM22 174V173H21ZM21 174H20V176H21ZM24 174V173H23ZM28 174V173H27ZM81 174V173H80ZM127 174V173H126ZM206 174V173H205ZM205 174H203V175H205ZM238 174V173H237ZM32 175H33V173H32ZM40 175V174H39ZM44 175V174H43ZM47 175V174H46ZM45 175V176H46ZM53 175H54V171H53ZM52 175V176H53ZM59 175H61V174H59ZM70 175V174H69ZM91 175H93V173H91ZM91 175H89L90 177H92ZM103 175H100L101 177V179L100 180H104V176ZM142 175V174H141ZM5 176V175H4ZM42 176V175H41ZM50 176H51V174H50ZM49 176V177H50ZM55 176V175H54ZM128 176V175H127ZM206 176V175H205ZM226 176V175H225ZM2 178H4L3 176H1ZM43 177V176H42ZM48 177V178H49ZM71 177V175L69 176V178ZM89 177V178H90ZM94 177V176H93ZM97 178H98V176H96ZM106 177V176H105ZM145 177V176H144ZM7 176L4 178L5 179V181L7 180ZM21 178H23V176L21 177ZM25 178H26V176H25ZM28 178H30V175H29V177ZM54 178V177H53ZM64 178H65V176H63V180H64ZM89 178H88V181H89ZM119 178V177H118ZM121 178V177H120ZM146 178V177H145ZM144 178V179H145ZM150 177H148V179H149ZM207 178V177H206ZM226 178V177H225ZM242 178V177H241ZM31 179H33V178H31ZM50 179V178H49ZM150 179H151V181H150ZM149 179V181L148 182H152V178H150ZM243 179V178H242ZM11 180V179H10ZM9 180V181H10ZM60 180H62V179H60ZM60 180H58V181H60ZM99 180V181H100ZM102 180V181H103ZM67 181V179L65 180V182L64 183H66V184H69V183H67L66 182ZM70 181V180H69ZM75 181V180H74ZM93 181V180H92ZM99 181L97 182V183H99ZM101 181V182H102ZM121 181V180H120ZM136 181H137V179H136ZM243 181V180H242ZM94 182V181H93ZM244 182V181H243ZM245 182H246V180H245ZM3 183V182H2ZM26 183V182H25ZM24 183V184H25ZM29 184L28 185H30V182H28ZM44 183V182H43ZM81 183V182H80ZM96 183V184H97ZM114 183H116V182H114ZM114 183H111L112 185L114 184ZM119 183V182H118ZM123 183V182H122ZM128 184H129V182H127ZM126 183V184H127ZM132 183V182H131ZM145 183H147L146 182V180H145ZM157 183V182H156ZM6 184V183H5ZM22 184V183H21ZM36 184H38V183H36ZM61 184H63V183H61ZM71 184V183H70ZM120 184V183H119ZM125 184V185H126ZM127 184V185H128ZM136 184H137V182H136ZM26 185V184H25ZM72 185V184H71ZM92 185H94V184H92ZM117 185V184H116ZM121 185V184H120ZM124 185V184H123ZM142 185H143V183H142ZM164 186V188H166L165 187V184H163ZM229 185V184H228ZM244 185V184H243ZM2 186H3V184H2ZM18 186V185H17ZM24 186V185H23ZM114 186V185H113ZM149 186V185H148ZM158 186H160V183H159V185ZM162 186V185H161ZM6 190H7V187L6 186H3ZM28 187V186H27ZM46 187V186H45ZM75 187V186H74ZM118 187H119V185H118ZM118 187H116L117 189H118ZM124 187V186H123ZM137 187V186H136ZM144 187H146V186H144ZM150 187H151V185H150ZM215 187V186H214ZM240 187V186H239ZM48 188V187H47ZM78 188V187H77ZM80 188V187H79ZM120 188H121V186H120ZM119 188V189H120ZM135 188V187H134ZM151 188H153V184H152V187ZM160 188V187H159ZM4 189V190H5ZM30 189V188H29ZM33 189H34V187H33ZM67 189V188H66ZM70 189V188H69ZM107 189V188H106ZM105 189V190H106ZM122 189V188H121ZM207 189V188H206ZM205 188H204V190H206ZM240 189H241V187H240ZM73 191L75 190V189H72ZM78 190V189H77ZM81 190V189H80ZM126 190V189H125ZM211 190V192H212V189H210ZM28 191L29 190H27L26 188H24V189H21L20 190V192L22 193V194H27L28 193ZM44 191V190H43ZM71 191V190H70ZM70 191H69V193H70ZM148 191V190H147ZM153 191L157 194V190L155 191L154 189H153ZM168 191V190H167ZM207 191H209V190H207ZM214 191V190H213ZM34 192V191H33ZM122 192V191H121ZM125 192V191H124ZM128 192V191H127ZM136 192V191H135ZM145 191H143V193H144ZM166 192V191H165ZM164 192V193H165ZM106 193V192H105ZM146 193V192H145ZM148 193V192H147ZM41 194V193H40ZM39 194V195H40ZM72 194V193H71ZM123 194V193H122ZM156 194H154V196H156ZM43 195V194H42ZM42 195H40V197L42 196ZM45 195H47L46 193H45ZM44 195V197L45 198H43V202H44V204H42V202H41V200H39V199H41L39 196H37V198H39L38 200H39V202H41V204L42 205H44L45 206V203L48 205V207L50 206V205H55L54 203H56V205H57V202H55L56 200H53V199H50V197H48V196H50L49 194H48V196H45ZM58 195V194H57ZM110 195V194H109ZM121 195V194H120ZM124 195V194H123ZM139 195H141V194H139ZM145 195V194H144ZM146 195H148V194H146ZM166 195L168 196V199H170L171 197H169V195L166 193ZM72 196V195H71ZM74 196V195H73ZM29 196H27V198H23L22 199V201L20 200V207H16L18 210H19V219L22 221V222H29V223H31V222H33V221H35V220H37L36 218H34V216L35 215H37V214H35V215H33L30 211L31 210H29V209H27V208H31L33 205H34V201L32 200V199H30V198H28ZM55 197V196H54ZM58 197V196H57ZM151 197H152V195H151ZM52 198V197H51ZM155 198H158V196L157 197H155ZM117 199V198H116ZM121 199V198H120ZM167 199V200H168ZM155 200V199H154ZM157 201V200H156ZM155 201V202H156ZM169 201V200H168ZM171 201V200H170ZM144 202V201H143ZM153 202V201H152ZM69 203V202H68ZM123 203V202H122ZM145 204V203H144ZM37 205H40L39 203H37ZM60 205V204H59ZM122 205V204H121ZM143 205V204H142ZM151 205V204H150ZM58 206V205H57ZM65 206V205H64ZM92 206V205H91ZM34 207V206H33ZM89 207V206H88ZM97 207V206H96ZM23 208H25L24 209V211H23ZM45 208H46V206H45ZM45 208H43V210L45 209ZM92 208V207H91ZM151 208H153V206L151 207ZM4 209V208H3ZM26 209L27 210H29L28 211V213L30 212L31 214H27V213H24L25 211H26ZM32 209V208H31ZM42 209V208H41ZM89 209V208H88ZM227 209V208H226ZM45 210H47V209H45ZM44 210V211H45ZM48 210H49V208H48ZM47 210V211H48ZM4 211V210H3ZM87 211V210H86ZM153 211V210H152ZM27 212V211H26ZM40 212H42L41 210H40ZM146 212V211H145ZM12 213H14V212H12ZM11 213V214H12ZM36 213V212H35ZM148 213H149V211H148ZM222 213V212H221ZM122 214V213H121ZM147 214V213H146ZM160 214H162V213H160ZM45 215V214H44ZM47 215V214H46ZM157 215V214H156ZM214 215V214H213ZM14 216V214L12 215V217ZM38 216V215H37ZM216 216V215H215ZM18 217V216H17ZM17 217H15L16 219H17ZM41 217V216H40ZM39 216H38V218H40ZM125 217V216H124ZM46 218V217H45ZM48 218V217H47ZM63 219V218H62ZM62 219L60 220V221H62ZM146 219V218H145ZM211 219V218H210ZM214 220L213 221H215V219H217V218H213ZM3 220V219H2ZM2 220H1V222H2ZM39 220H41V219H39ZM44 220H46V219H44ZM49 220H52V219H49ZM49 220H48V222H49ZM20 221V222H21ZM63 221H64V219H63ZM124 221H127V220H124ZM0 222V223H1ZM44 222H46V221H44ZM65 222H66V218H65ZM165 222V221H164ZM233 222V221H232ZM62 223H64V222H62ZM211 223H214V222H211ZM234 223V222H233ZM41 224H43V222L41 223ZM222 224V223H221ZM225 224V227L227 226L226 225V223H224ZM224 224H223V226H224ZM230 224V223H229ZM65 225V224H64ZM232 225V224H231ZM236 225V224H235ZM19 226V225H18ZM22 226V225H21ZM24 226V225H23ZM29 226V225H28ZM34 226H36V225H34ZM214 226V225H213ZM12 227V231L13 230H15L16 228H14L13 226H11ZM29 227H32V226H29ZM44 227H46L47 228V234L49 235V236H47V234L45 233V232H43V234L45 235V236H47V237H49V240L48 241H53V240H55L56 239V237L51 233V231H53V230H51V224L50 223H48V224H45L44 225ZM52 227H53V224H52ZM65 227V226H64ZM2 227L0 226V229H1ZM14 228V229H13ZM22 228V227H21ZM25 229H26V227H24ZM35 228V227H34ZM157 228V227H156ZM24 229V231L25 232H27V230H25ZM36 229V228H35ZM41 229V228H40ZM40 229H38V230H40ZM64 229V228H63ZM65 229H66V227H65ZM231 229H233V227H231ZM236 229V228H235ZM239 229V228H238ZM17 230V229H16ZM22 230H23V228H22ZM21 229H19L18 231H15V232H17V233H15V232H13L12 233V235L10 236V235H7L8 236V239H14V237L17 239V237H18V235L21 233V231H22ZM84 230H85V228H84ZM240 230V229H239ZM6 231V230H5ZM31 231H32V228H31ZM34 231V230H33ZM41 231V230H40ZM83 232H85V231H83ZM87 233H88V231H86ZM146 232V231H145ZM226 232V231H225ZM28 233H30V232H27V234L26 235H28ZM36 233V232H35ZM90 233V232H89ZM150 233V232H149ZM240 233V232H239ZM18 234V235H17ZM152 234V233H151ZM30 235H32V234H30ZM20 236V235H19ZM145 236L147 237V234H145ZM239 236H241V235H239ZM238 236V237H239ZM253 236V235H252ZM2 237V236H1ZM6 237V236H5ZM22 237V236H21ZM28 237H29V235H28ZM28 237L26 236V240L28 239ZM39 237V236H38ZM69 237V236H68ZM87 237V236H86ZM99 237V236H98ZM23 238V237H22ZM34 238H36V234H35V237ZM84 238V236L81 238V239H83ZM40 239V238H39ZM86 239V238H85ZM122 239V238H121ZM7 240V239H6ZM18 240V239H17ZM16 240V241H17ZM19 240H21L20 238H19ZM18 240V241H19ZM33 240H35V241H37L38 239H33ZM237 240H238V238H237ZM17 241V242H18ZM28 241H29V239H28ZM47 241V240H46ZM74 241V240H73ZM88 241H90V240H88ZM15 242V241H14ZM14 243L15 245H16V249L18 248V244L19 243ZM81 242V241H80ZM83 242H84V240H83ZM234 242H237V241H234ZM2 243V242H1ZM89 243V242H88ZM23 244V243H22ZM31 245V244H30ZM29 245V246H30ZM28 246V245H27ZM90 246V245H89ZM14 247V246H13ZM25 248V247H24ZM13 249V248H12ZM16 249H14V250H16ZM27 249H29L28 247H27ZM50 249V248H49ZM41 250V249H40ZM216 250V249H215ZM226 250V249H225ZM17 251H18V255H19V250L17 249ZM16 251V252H17ZM2 252V251H1ZM12 252V251H11ZM16 252H14V254L16 253ZM77 252V251H76ZM129 252V251H128ZM3 253V252H2ZM24 253V252H23ZM37 253H38V251H37ZM37 253L36 252H34V250H29V252H28V254H26L28 257H30L31 258V256H37ZM131 253H132V251H131ZM1 254V253H0ZM17 254V253H16ZM22 255V254H21ZM132 256H133V254H131ZM207 255H208V253H207ZM12 256V255H11ZM38 256H39V253H38ZM127 256V255H126ZM128 256H130L129 255V253H128ZM204 256V255H203ZM209 256V255H208ZM207 256V257H208ZM27 257V258H28ZM65 257V256H64ZM35 258H37V257H35ZM9 258L6 256H0V262H2L3 264H10L11 263V261H10V263H9ZM37 260H38V258H37ZM34 261V260H33ZM118 261V260H117ZM27 262V261H26ZM13 263V262H12ZM33 263V262H32ZM35 263V262H34ZM48 263V262H47Z\"/></svg>",
  "mask_w": 264,
  "mask_h": 264
}]
</instances>
